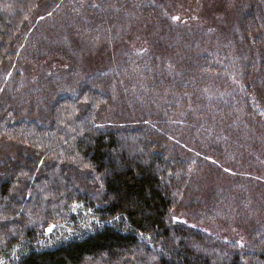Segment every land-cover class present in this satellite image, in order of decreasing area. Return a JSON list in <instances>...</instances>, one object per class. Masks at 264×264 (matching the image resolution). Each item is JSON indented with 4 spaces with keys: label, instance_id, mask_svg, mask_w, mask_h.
<instances>
[{
    "label": "trees",
    "instance_id": "1",
    "mask_svg": "<svg viewBox=\"0 0 264 264\" xmlns=\"http://www.w3.org/2000/svg\"><path fill=\"white\" fill-rule=\"evenodd\" d=\"M106 1L0 0V264H264L263 2L213 35L188 2L171 23ZM118 22L132 51L106 72L111 48L85 51ZM20 58L33 95L7 85Z\"/></svg>",
    "mask_w": 264,
    "mask_h": 264
},
{
    "label": "rangeland",
    "instance_id": "2",
    "mask_svg": "<svg viewBox=\"0 0 264 264\" xmlns=\"http://www.w3.org/2000/svg\"><path fill=\"white\" fill-rule=\"evenodd\" d=\"M89 1V0H87ZM110 1V0H109ZM109 1H106V5H103L102 9L105 6L109 5ZM264 4V0H261ZM121 2V0H115L111 5V6H115L114 4ZM183 2H188L189 5L191 7H193V9L195 10V12L198 14V19L195 20V22H193L191 25L194 28V30H200V29H204L205 27L211 26L212 27V34L216 35L218 30L220 29H228L227 25L228 22H223L225 21L226 18H229V14L232 11L233 14L235 15V11L236 8L238 6V2H240V0H164L163 2V16L164 17H168L171 23H175V21H172V16L173 15H177L178 14V10H179V6L183 4ZM226 4V5H225ZM50 6V5H49ZM123 7V6H122ZM122 7H119L117 12H121L122 11ZM84 18H82L81 20L87 21V17H86V13L82 12L81 13ZM180 18H182V15H178ZM131 17V13L130 15L127 17L126 15V19L130 20ZM223 18V21L221 20ZM136 19V17H135ZM132 19L130 20V23L135 20ZM38 20V21H42ZM177 23V22H176ZM82 24V23H81ZM123 22L120 23L118 22L114 27L113 32H107L104 33L103 35V40L95 45L89 46L88 49H86V54L88 56H90V60L94 61L96 55V51L100 50L101 46H105L106 48H111L109 49V54L106 55L104 53H102V55L100 54L99 56L102 58V60L104 61V66L107 69L106 72H111L109 71L110 67H117V64L119 65L121 63V61L123 60V58H126V55L130 56V51L131 50V46L129 45L130 41H128V43H126L125 39L126 38H130V36H128V27L127 28H122L123 26ZM83 25V24H82ZM43 27L42 31L46 32L49 31L51 36H59L61 37V29L66 30L65 26H61L57 21H50V22H45V23H39L37 25H35L32 29V32H35L37 30V32L39 31L40 27ZM209 30V27H208ZM104 30H101L100 33L102 35ZM39 33V32H38ZM38 33L36 35H34V37H32V39L27 41L26 47L27 49L26 54L27 53H35L32 52V47H33V43L37 42V48H36V52L39 51V53L41 54L42 52H40V50H43L41 48V43L39 42L38 39ZM91 35V33L86 32V35L82 34V36H86L87 38H89ZM35 38V39H34ZM34 39V40H33ZM109 42V43H108ZM112 42V43H110ZM124 44H128L127 46H125ZM130 48V49H129ZM21 57V56H19ZM18 57V58H19ZM15 72V76L13 77V80H11V82H7V85H14L17 84L18 88L20 91H27V93L33 95L31 93V84L26 83V81L24 80V82H21L23 79H27V71L29 70L28 67H25L24 62H23V58H20L18 60H16L13 63V68H12ZM82 73V71L80 72ZM79 75V73H78ZM11 77V78H12ZM10 78V79H11ZM17 80V82H16ZM14 83V84H13ZM10 137V136H9ZM14 138V137H11ZM207 177V176H206ZM220 183V181H218L216 178L212 179V180H207L205 181L202 185H201V189L199 195L202 194L203 199H205L208 196V192L212 191L216 188H220V186L218 185ZM200 204V203H199ZM215 206L213 208H210L209 206L206 207L207 209H210L208 211H211L213 209H216ZM215 212V211H214ZM219 214V213H217ZM217 214H214V221L211 225V227L213 229H217L219 227V223L218 222H222V219L217 218ZM199 220H204L203 215L201 217H199ZM230 224V229H240V227L238 225L235 224H239V220L236 219V221H229ZM235 225V226H233ZM244 231V230H242ZM245 232V231H244ZM232 236V235H231Z\"/></svg>",
    "mask_w": 264,
    "mask_h": 264
}]
</instances>
